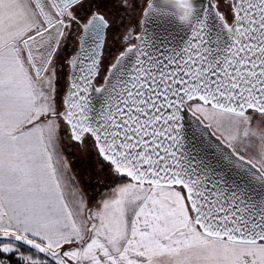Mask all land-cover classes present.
Listing matches in <instances>:
<instances>
[{"label": "snow or ice", "instance_id": "snow-or-ice-1", "mask_svg": "<svg viewBox=\"0 0 264 264\" xmlns=\"http://www.w3.org/2000/svg\"><path fill=\"white\" fill-rule=\"evenodd\" d=\"M173 2L191 38L153 54L142 30L114 38L112 0H0V264H264V199L194 163L184 131L185 114L214 128L224 163L264 182V0ZM73 147L93 161L73 171Z\"/></svg>", "mask_w": 264, "mask_h": 264}, {"label": "water", "instance_id": "water-1", "mask_svg": "<svg viewBox=\"0 0 264 264\" xmlns=\"http://www.w3.org/2000/svg\"><path fill=\"white\" fill-rule=\"evenodd\" d=\"M152 2L156 12L145 20L142 29L139 24L137 31L142 30L145 38L150 42V50L153 54L179 52L191 38L190 25L179 20L180 9L173 0H168V2L166 0H152ZM194 2L199 10L203 11L208 7L210 11L209 0H194ZM208 23L214 34L223 35L222 32H219L218 23L214 16H209ZM228 43L227 38L224 37L217 47L213 49L212 54L214 56L219 55L220 51L228 46ZM132 63L133 59L129 57L125 67L130 68ZM67 80L68 72L66 66V86L64 91L67 89ZM91 103L98 111L102 103V97L93 94ZM184 131L187 139L186 145L192 153L194 163L200 158L207 160L215 171L223 174L229 186L242 190L247 199L253 202L264 199V182L253 179L251 173L254 170L250 166L239 168L235 163H224L221 154L230 155L229 150L221 145L211 134L214 132L212 128L208 131L204 130L190 114H185Z\"/></svg>", "mask_w": 264, "mask_h": 264}, {"label": "rangeland", "instance_id": "rangeland-1", "mask_svg": "<svg viewBox=\"0 0 264 264\" xmlns=\"http://www.w3.org/2000/svg\"><path fill=\"white\" fill-rule=\"evenodd\" d=\"M131 2V10H121L119 9V5L116 3V0H112L110 12L114 20V38L124 31H127L128 28H132L134 31L139 29V20L147 0H131ZM74 36L75 30L68 36L62 47V50L57 55L59 73L57 83L61 94H63L64 88L66 86L65 60L72 54L75 47ZM120 48L121 46L119 45L118 41L115 44L110 43L107 45L103 60L104 64L110 63L112 56L115 55L116 51L120 50ZM212 129L215 131L214 128ZM67 159L70 164L72 163L73 171H77L81 169L82 163H91L94 159V154L87 149L84 152H79L76 147H73L72 153ZM81 183L82 186L88 188L90 192L92 191L94 181H89L86 175L82 174ZM100 190L102 191L103 189L101 188Z\"/></svg>", "mask_w": 264, "mask_h": 264}, {"label": "crops", "instance_id": "crops-1", "mask_svg": "<svg viewBox=\"0 0 264 264\" xmlns=\"http://www.w3.org/2000/svg\"><path fill=\"white\" fill-rule=\"evenodd\" d=\"M115 180H117L118 178H114Z\"/></svg>", "mask_w": 264, "mask_h": 264}, {"label": "flooded vegetation", "instance_id": "flooded-vegetation-1", "mask_svg": "<svg viewBox=\"0 0 264 264\" xmlns=\"http://www.w3.org/2000/svg\"><path fill=\"white\" fill-rule=\"evenodd\" d=\"M74 50V49H73Z\"/></svg>", "mask_w": 264, "mask_h": 264}]
</instances>
